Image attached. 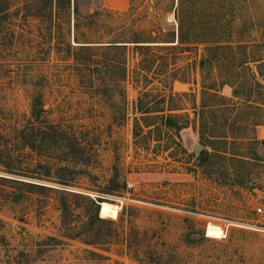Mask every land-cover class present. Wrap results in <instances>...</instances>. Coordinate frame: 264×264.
I'll use <instances>...</instances> for the list:
<instances>
[{"label":"rangeland","instance_id":"rangeland-1","mask_svg":"<svg viewBox=\"0 0 264 264\" xmlns=\"http://www.w3.org/2000/svg\"><path fill=\"white\" fill-rule=\"evenodd\" d=\"M26 1L0 0V162L9 158L6 146L16 142L33 99L40 98L48 121L72 133L88 160L73 167L75 181L67 191L79 197L69 196L70 222L79 229L90 214L88 200L100 197L99 217L115 229L100 245L68 239L57 195L24 194L16 203L17 186H0V264H264V146L250 143L264 140V124L255 126L264 120L256 108L264 104L258 77V71L264 75V0H125L124 6L123 0H100L103 23L127 37L131 29L174 31L177 37L174 11L181 5L184 34L197 45L160 51L159 74L177 71L165 81L149 75L147 90L145 78L133 73L138 56L132 46L125 82L116 85V72L102 82L74 62L73 16L63 13L50 35L40 21L23 16ZM216 44L248 49L218 58L205 83L215 84L223 99L207 96L202 109L198 61L205 46ZM101 84L99 90L89 87ZM145 91L150 104L165 95V107L179 109L173 114L188 126L178 135L163 133L160 146L158 134L146 129L134 138L140 117L135 105ZM207 140L227 157L202 166L199 156L213 152ZM254 154L259 160L246 163ZM45 155L23 150L12 157L13 166L49 163L56 177L55 168L64 163ZM111 181L123 187L120 193L105 194Z\"/></svg>","mask_w":264,"mask_h":264},{"label":"trees","instance_id":"trees-1","mask_svg":"<svg viewBox=\"0 0 264 264\" xmlns=\"http://www.w3.org/2000/svg\"><path fill=\"white\" fill-rule=\"evenodd\" d=\"M23 16L33 18L40 21L46 26L47 31L51 35V29L55 25H59V17L63 13H68L73 16L74 22V44L75 47L70 50L73 53V59L76 66L85 67L86 70L92 74L93 77H98L102 82H106L111 74L117 73L116 85L124 83L127 79V50L132 46L133 51L138 56V62L133 70L134 75L143 76L146 84L144 90L152 86L151 78L161 79L159 76H164V81L168 78L175 77L176 68L173 72H165L159 74V67L161 65L158 59H163L165 56L158 55L160 51L170 49L183 50L184 45L197 43L189 42L187 35L184 34V23L181 17L182 7L178 5L174 11L175 20L177 22V37L173 32L170 34H162L161 31H151L141 34L137 30L130 31L127 37L125 30H119L103 23L104 9L100 5V0H27L22 8ZM55 18L57 21H55ZM122 31V32H120ZM195 30H193L194 32ZM128 33V32H127ZM205 43V42H204ZM173 45V46H171ZM248 47L246 44L236 45H207L203 48L204 54L198 61V70L202 75V105L204 109V99L210 96L213 99H223L217 94L215 84H206L205 75H207L213 65L217 62L218 58L230 54L235 58L237 54L246 55ZM247 62H241L246 65ZM179 70V69H178ZM259 80L264 82V75L258 71ZM89 86L92 90H99L103 86ZM258 86L260 84L258 83ZM150 91H145L142 96L137 100L135 109L140 114L139 118H135L134 138L141 139L143 129L147 130L146 134L151 135L157 133L158 135L157 146H160V139L163 133L174 132L176 135L182 129L188 128L187 123L183 122V117L173 112L179 111L172 106H166V96L159 97L153 103L145 100L150 95ZM235 93V92H234ZM264 98V96H263ZM169 99H173L170 94ZM249 106L252 107L250 96L246 99ZM159 105L158 109L152 108L151 105ZM257 106L258 109H263L264 104ZM255 107V106H253ZM44 106L40 98H34L31 105L30 119L28 123L17 131L16 142L6 149L9 152L6 156L9 157L6 162H0V186L15 185L20 191V194H14L12 199L14 202L19 203L22 201V195L33 194L38 196H45L48 194H55L58 197L59 210L61 213V225L65 231V237L71 240L83 239L87 245H100L104 244L113 237L114 224L111 221L99 217V205L102 199L97 197L94 200H88L90 206V214L84 224L76 229L70 222L72 218V207L69 201V196L79 197L78 194L68 192L67 189L72 187L74 178V166H85L88 160L84 147L79 140L70 133L67 129L62 128L57 124H51L45 116ZM167 112V113H166ZM264 120H257L255 126H262ZM203 125V123H202ZM204 125L200 131L203 134ZM141 133V134H140ZM237 142V141H236ZM212 149V153L204 151L199 160L202 166L208 162L212 157H227L225 151H218L213 148L214 140L207 143ZM255 146H264V140L253 139L250 141ZM5 150V149H4ZM23 150H29L36 156L45 157V153L53 155L57 161L64 163L56 169V177H53V168L51 164L37 162L35 165H22L19 164L18 168L13 166L12 157L16 153ZM2 153V151L0 150ZM3 154V153H2ZM45 155V156H44ZM51 156L49 158L51 159ZM238 156V155H236ZM237 161H245L243 158L232 156L230 158ZM20 161V158H16ZM258 154H254V158L246 157V163L258 161ZM72 166V168L70 167ZM74 167V168H73ZM53 172V173H52ZM110 186L105 194L114 195L121 192L123 187L119 188L115 185V181L110 182ZM119 192V193H120ZM77 195V196H76ZM105 228L106 233L102 234L100 229Z\"/></svg>","mask_w":264,"mask_h":264},{"label":"built area","instance_id":"built-area-1","mask_svg":"<svg viewBox=\"0 0 264 264\" xmlns=\"http://www.w3.org/2000/svg\"><path fill=\"white\" fill-rule=\"evenodd\" d=\"M132 187H133V186H132L131 184H128V188H129V189H132ZM257 211L260 213V212H262L263 210H262L261 208H258Z\"/></svg>","mask_w":264,"mask_h":264},{"label":"crops","instance_id":"crops-1","mask_svg":"<svg viewBox=\"0 0 264 264\" xmlns=\"http://www.w3.org/2000/svg\"><path fill=\"white\" fill-rule=\"evenodd\" d=\"M121 5L120 6H124V4H125V0H123V1H121Z\"/></svg>","mask_w":264,"mask_h":264},{"label":"water","instance_id":"water-1","mask_svg":"<svg viewBox=\"0 0 264 264\" xmlns=\"http://www.w3.org/2000/svg\"><path fill=\"white\" fill-rule=\"evenodd\" d=\"M198 149V148H197ZM197 151V150H196ZM98 205H100V204H98Z\"/></svg>","mask_w":264,"mask_h":264}]
</instances>
